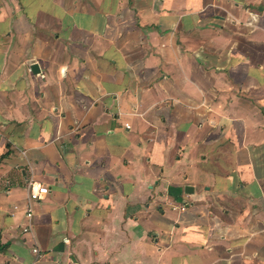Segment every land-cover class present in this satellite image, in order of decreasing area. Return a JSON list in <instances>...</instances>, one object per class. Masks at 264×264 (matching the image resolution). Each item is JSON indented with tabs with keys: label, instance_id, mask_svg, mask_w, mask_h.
Returning <instances> with one entry per match:
<instances>
[{
	"label": "crops",
	"instance_id": "obj_1",
	"mask_svg": "<svg viewBox=\"0 0 264 264\" xmlns=\"http://www.w3.org/2000/svg\"><path fill=\"white\" fill-rule=\"evenodd\" d=\"M0 264H264V0H0Z\"/></svg>",
	"mask_w": 264,
	"mask_h": 264
},
{
	"label": "built area",
	"instance_id": "obj_2",
	"mask_svg": "<svg viewBox=\"0 0 264 264\" xmlns=\"http://www.w3.org/2000/svg\"><path fill=\"white\" fill-rule=\"evenodd\" d=\"M27 188L29 190V199L31 203L40 202L44 200L49 193V188L47 186H45L40 181L33 179L28 182ZM33 253L36 255V259L38 260L40 256L39 248H34Z\"/></svg>",
	"mask_w": 264,
	"mask_h": 264
},
{
	"label": "water",
	"instance_id": "obj_3",
	"mask_svg": "<svg viewBox=\"0 0 264 264\" xmlns=\"http://www.w3.org/2000/svg\"><path fill=\"white\" fill-rule=\"evenodd\" d=\"M38 68H39L38 65H33L32 70L34 72H36L38 70ZM185 191H186L187 194H192L194 192V189H193L192 186L188 185V186L185 187Z\"/></svg>",
	"mask_w": 264,
	"mask_h": 264
}]
</instances>
